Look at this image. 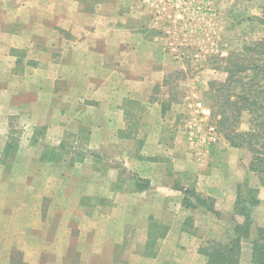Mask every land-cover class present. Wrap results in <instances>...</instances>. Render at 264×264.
Masks as SVG:
<instances>
[{"label":"rangeland","instance_id":"374dc122","mask_svg":"<svg viewBox=\"0 0 264 264\" xmlns=\"http://www.w3.org/2000/svg\"><path fill=\"white\" fill-rule=\"evenodd\" d=\"M18 7L20 20L53 27L56 44L30 46L22 21L16 74L10 80V63L0 72V203L26 204L13 233L15 264L30 251L73 253L76 241L85 250L94 237L93 249L107 250V235L132 264L144 252L160 253L162 264H206L211 243L237 236L236 264H264V146L241 135L254 116L240 110L237 123H226L234 106L217 100L229 77L224 60L248 58L245 48L264 39V0H29ZM63 28L77 32L73 59L57 43ZM207 126L216 141L203 156L190 147L189 132L200 140ZM187 190L207 208H193Z\"/></svg>","mask_w":264,"mask_h":264},{"label":"crops","instance_id":"0c3cea01","mask_svg":"<svg viewBox=\"0 0 264 264\" xmlns=\"http://www.w3.org/2000/svg\"><path fill=\"white\" fill-rule=\"evenodd\" d=\"M61 1L77 2V0ZM20 2L27 3L29 2V0H0V72L4 69V66H9L10 63V80L13 79V74H16L13 68L19 61V45L17 44L19 39L18 28L22 21L28 29V44L30 42V46H35L36 43H40L42 45H45V47L53 48L54 44H56L55 41H52V39L50 38V36H53L55 32L53 31V27L47 25L46 23L39 24L38 26H35L34 24L29 25L30 21H26L23 18V20H20L19 16L17 17L13 15V11L15 14H18L20 8L18 7V3ZM49 12V10L48 12H44L45 14H42L41 18H47L48 15H52L51 13L49 14ZM81 13L76 11V14ZM130 29L133 28L128 25L127 29L125 28L124 31L128 30V35H133L134 32L130 31ZM58 30L63 34V38L59 39V41L57 42L63 49L62 54L65 56V59L67 56L69 57V59H73L76 53L74 52V50H76L75 47H77L78 45L76 40L77 32L74 31V28H63V30ZM91 31L93 30L89 29L88 32L91 33ZM124 43L127 44L130 42L125 41ZM94 45L95 42H92V40H90L89 44L86 46V49L88 48V50H92ZM131 47L133 49L134 44L131 43ZM33 49V51L36 50L35 48ZM131 96L133 98L139 99V96L136 94H133ZM206 190L210 191V188H206ZM157 191L158 188H156L151 193L157 194ZM131 192H133V194L139 195V191L136 189ZM123 193L127 194L128 191L125 189ZM10 202V204L5 205L0 203V247L3 245V243L5 244L4 248L0 249V264H15L16 258L17 256H19L17 250L15 249V236H13V233L15 232V229L17 228L16 226L18 225V210L26 208V204H19L18 206L14 201L11 200ZM35 229V226L29 228V230L31 231H35ZM31 235L32 233H27V238L28 240L33 242V237ZM105 239V242L108 241L111 244L110 249L108 247L107 250L95 251L93 248L96 242V238L94 237L91 238V241L89 243H87L85 250H83V246L80 244V242L76 241L73 253L68 251L57 253L49 252L46 250H36L24 253L22 254L23 262H21V264H72L71 262H67V259L74 260V264H84V259H88L87 264H132V262L126 260L127 254L125 251H122V253H120L118 252V250H116V246L114 244L115 240L113 238H109L107 235ZM32 244H34V242ZM47 254L48 256L46 257L45 255ZM136 259L138 260L134 264H162L160 262V259H162L160 253H151L148 255L147 252H144L142 255H137ZM176 263H178V261H176ZM171 264L175 263L171 261Z\"/></svg>","mask_w":264,"mask_h":264},{"label":"trees","instance_id":"16d2710c","mask_svg":"<svg viewBox=\"0 0 264 264\" xmlns=\"http://www.w3.org/2000/svg\"><path fill=\"white\" fill-rule=\"evenodd\" d=\"M245 52L250 55L248 58L232 53L229 58L224 60L227 62L224 70L229 73V77L227 84L219 88L221 96L217 100L225 102L226 105L234 106L229 117L224 118L226 123L229 122L231 117L237 123L240 110L247 111L250 116H254V119L249 122L252 128L249 129V132L241 133V135L249 139L247 145L260 147L261 145L264 146V39H260L253 45L246 47ZM253 56H256V58H253ZM242 86L243 90H240L239 93H231V91H235L233 89H242ZM229 97L233 99L232 102L228 101ZM242 107L243 109H241ZM252 152L259 153L255 149H252ZM256 160H259V158L256 157ZM260 164L261 160L258 163L252 162L251 167H259ZM184 194L190 196L196 202L197 206L192 205L193 208H207L205 202L201 201V196L193 190H187ZM237 209H239L238 213L240 214L244 212L243 207ZM230 242L228 245L219 242L211 243L214 252L202 253L206 257V264H236L238 258L235 247L240 245V238L237 236ZM258 248H263V245L258 246Z\"/></svg>","mask_w":264,"mask_h":264},{"label":"built area","instance_id":"2783aa9c","mask_svg":"<svg viewBox=\"0 0 264 264\" xmlns=\"http://www.w3.org/2000/svg\"><path fill=\"white\" fill-rule=\"evenodd\" d=\"M201 107V104L198 105ZM207 111H203V115L206 117ZM202 122L201 118H196L195 119V131H200L201 130V125L200 123ZM191 129V127H189ZM205 132L203 137L199 138L200 140L192 138V134L189 132V144L190 147L193 149V151H197L198 153L202 154L205 156L209 152L210 146L215 143L216 141V130L212 126H207L205 128ZM197 138V137H196Z\"/></svg>","mask_w":264,"mask_h":264}]
</instances>
